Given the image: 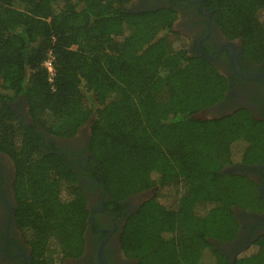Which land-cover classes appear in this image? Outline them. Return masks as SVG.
<instances>
[{
  "label": "trees",
  "instance_id": "16d2710c",
  "mask_svg": "<svg viewBox=\"0 0 264 264\" xmlns=\"http://www.w3.org/2000/svg\"><path fill=\"white\" fill-rule=\"evenodd\" d=\"M134 1L0 0V84L12 92L0 93V153L16 167L17 220L33 248L32 264L81 256L90 217L74 163L46 143L38 126L71 138L90 121L86 166L105 184L107 204L155 188L126 221L120 242L128 258L264 264V235L233 260L213 243L236 237L233 206L256 201L252 181L222 170L264 162V121L246 109L196 117L224 98L225 77L205 56L188 54L174 28L175 8L130 9ZM204 3L223 31L261 61L264 0ZM50 50L53 83L43 66ZM20 95L33 125L11 105ZM180 230L187 236L184 250Z\"/></svg>",
  "mask_w": 264,
  "mask_h": 264
},
{
  "label": "flooded vegetation",
  "instance_id": "af4514ba",
  "mask_svg": "<svg viewBox=\"0 0 264 264\" xmlns=\"http://www.w3.org/2000/svg\"><path fill=\"white\" fill-rule=\"evenodd\" d=\"M138 1L139 8L165 5L175 8L178 17L174 28L185 38L188 54L205 56L206 53L216 56L210 61L225 77L228 88L220 102L197 114L199 118H218L246 109L257 119L264 121V57L261 61L255 60L244 51L241 38H230L216 23L214 14L207 8L204 0ZM11 105L26 126L33 125L35 120L30 115L24 95L15 98ZM206 114L211 116L203 117ZM90 126L91 123L88 122L71 138L50 135L38 126V132L43 133L46 143L67 153L68 159L74 163L79 172V185L86 190L90 213L94 215L93 221L89 220L83 254L77 258H66L63 264H103L101 249L107 264H136L135 260L125 255L120 237L128 217L155 194V188L108 205L106 201L112 199L93 176L90 166H86L90 163ZM222 171L246 176L254 183L257 193L254 203L233 206L239 224L236 237L228 242H213L233 260L255 239L264 235V162L228 164ZM15 179L14 161L9 155L0 153V264H32L33 248L26 231L21 229L17 220L19 206L14 189Z\"/></svg>",
  "mask_w": 264,
  "mask_h": 264
},
{
  "label": "rangeland",
  "instance_id": "374dc122",
  "mask_svg": "<svg viewBox=\"0 0 264 264\" xmlns=\"http://www.w3.org/2000/svg\"><path fill=\"white\" fill-rule=\"evenodd\" d=\"M137 2H139L138 0H136V1H134L133 3H131L128 7L130 8V9H136V8H139L138 6V3ZM142 6H140V8H141ZM185 43H187L186 42V40H185ZM177 44V43H176ZM0 93H3V94H11L12 92L10 91V90H8V89H6L5 87H3L1 84H0ZM166 95V91L165 92H163L162 93V95H161V97H163V96H165ZM84 101H85V103L87 104V105H89L90 103H89V101L87 100V97L85 96V98H84ZM209 116H211L210 114H206V115H203V117H209ZM198 117H200V116H198ZM90 123H92V121H90ZM88 129H89V127H88ZM89 133H91V131L89 132ZM255 192V191H254ZM178 237H179V240H180V244H181V249H185V248H187V236H186V234L182 231V230H180L179 232H178ZM61 262L63 263V260H61Z\"/></svg>",
  "mask_w": 264,
  "mask_h": 264
},
{
  "label": "built area",
  "instance_id": "2783aa9c",
  "mask_svg": "<svg viewBox=\"0 0 264 264\" xmlns=\"http://www.w3.org/2000/svg\"><path fill=\"white\" fill-rule=\"evenodd\" d=\"M54 54L52 52V50L49 51L48 54V58L45 60L43 66L47 69L48 72V80L53 83L54 82V78L56 76V70H55V66H54Z\"/></svg>",
  "mask_w": 264,
  "mask_h": 264
},
{
  "label": "water",
  "instance_id": "95a60500",
  "mask_svg": "<svg viewBox=\"0 0 264 264\" xmlns=\"http://www.w3.org/2000/svg\"><path fill=\"white\" fill-rule=\"evenodd\" d=\"M199 50H200V52H202L201 47H199ZM204 55H205V57H206L208 60H214V59L216 58V56L211 55V54H206V53H204ZM196 117H198V115H197ZM103 190L106 191L105 184H103ZM93 217H94V215H93V213L91 212V213H90V217H89L90 222L93 221ZM91 225H92V224H91ZM91 225H90V227H91ZM102 248H103V246H102ZM100 258H101L103 264H107V261H106V259H105L104 253H103V249H101V251H100Z\"/></svg>",
  "mask_w": 264,
  "mask_h": 264
}]
</instances>
